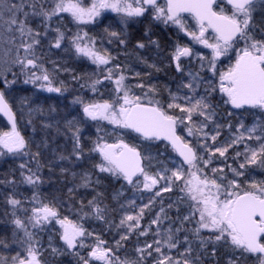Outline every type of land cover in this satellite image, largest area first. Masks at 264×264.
I'll return each mask as SVG.
<instances>
[{
  "label": "snow or ice",
  "instance_id": "1",
  "mask_svg": "<svg viewBox=\"0 0 264 264\" xmlns=\"http://www.w3.org/2000/svg\"><path fill=\"white\" fill-rule=\"evenodd\" d=\"M257 2L258 0H227V4L231 6V12L228 13L224 7H220L219 11L215 10L214 6H217V0H166V4H158L157 0H134L135 6L129 0H92L90 6H84L81 0H18V2L0 0V27L7 25V31L17 32L22 38L19 48L23 49L24 54L21 56L18 48L14 63L21 65L22 70L29 67L42 69L41 75H37L33 71L24 80V83L28 84L31 82L34 85L38 84L40 89L49 93H62L66 91L64 82L60 81L59 86L54 85L52 74L47 72V70H43V66L37 64L36 58H29L35 57L34 45L39 43L36 37L40 35L39 32H36L29 26L28 22L30 18H42V23L47 29V22L60 13H68L73 21L79 24H86L99 16L103 9H111L113 12L123 13L127 17H139L151 8L155 20H163L165 24L171 22L182 31H185L193 40L212 50L210 60L207 57L199 56L201 61H207L211 65L210 71L215 68L217 58L226 55L235 44L243 41L244 47L235 49V64L229 68L227 73H221L220 75V92L227 97L225 103H230L234 108L249 106L264 110V40H257L255 38L256 29L259 27L254 21ZM260 2L264 3V0H260ZM5 12L8 13L7 20L4 18ZM185 12L191 14L195 19L199 34L186 29L185 23L181 18V13ZM209 28L215 33L214 42L211 43L205 36ZM56 31L57 37L52 46L59 48L61 47L64 35L59 29H56ZM260 31L264 34V28H260ZM111 35L117 36V33L112 32ZM27 38L31 39L30 43L27 42ZM152 42L155 43V41ZM72 43L75 46L76 53L91 60L97 65L98 69L101 65H108L114 59V57H111L107 53L101 55L95 48V41L88 37L87 33H84L83 36L77 33ZM121 43H124V41L121 40ZM137 46L140 48L144 47L143 43H138ZM192 55L194 53L189 47L181 46L177 43L175 51L172 53V59L178 72L183 71L180 63L181 57ZM150 67H154V65H150ZM106 72L107 74L104 76V79L112 81L115 85V92H123V96H116L114 101H104L103 103H84L80 99L75 100L74 102L83 105L82 110L85 117L93 121L107 120L110 124L119 128L130 129L147 140H159L163 138L169 141L183 158V163L188 165V171L185 173L183 166H180L172 171L171 176L160 175V179L165 180L167 183V187L162 190H171L174 182L180 180L183 176L187 175L191 177L184 180V187L181 191L186 192L188 198L193 202L191 205L193 215L195 213L199 214L198 227L194 229V234L199 237L202 229L208 230L213 234L208 239L216 242H230L234 250L257 254L259 264H264V243L260 242V238L264 236V180L253 179L245 187L238 183L236 179L229 180L227 185H223L222 183H218L217 179H210L207 175L201 178L198 173L203 170L198 167V163L202 162L207 166L212 162L214 156V153L211 151L212 146L197 141L199 148L208 153V158L204 159L203 155H198L197 145L190 144L176 133L177 123H183L184 118L169 115L161 106L159 100H150L148 105L142 104L141 97L130 95L131 86L125 84L126 78L124 75H119L113 80L114 69L109 67L106 69ZM137 76H139V73H137ZM73 79H78V77L74 76ZM15 83V80L9 81L6 78L4 79L5 88ZM101 83L99 79L93 81L90 85L92 91H97V85ZM136 87L143 89L145 85L141 83L136 85ZM184 87L191 89L192 85L186 84ZM155 91L154 86H149L145 95L148 92L155 93ZM121 100L123 101L122 103H120ZM180 100H183L185 103L182 105L178 102ZM20 103L21 105H25L27 104V100L22 99ZM117 104H119L118 108L116 107ZM168 108H177L182 113L187 114L186 118L195 125V130L193 127L186 125L188 134L192 136H198L199 133L203 132V128L206 127L204 121H201L199 124L192 121L194 114L204 117L205 121L211 120L212 114L207 111L210 108V104L207 102L206 97L197 99L194 97H181L170 93ZM32 111L29 108V124L32 122L30 118ZM0 114L7 118L11 126L9 131H0V156L4 155L5 151L13 155L20 153L28 155L29 153L25 151L28 148V144L25 137L21 135V132L17 128V117L9 102V98L2 90H0ZM75 124H78V122L74 120L67 121V126L70 129ZM240 128H244V126L241 125ZM80 131V127L76 126L73 132V155L77 159L81 157L84 151L78 135ZM100 131L102 129L98 126L97 132L99 133ZM257 131L260 134L253 136ZM237 132L238 135L234 136L226 146L215 147V152H218L221 157L225 156L228 149L233 145L242 143L247 134L249 139L259 141V146L258 148H252L245 145L243 153L237 151L235 156H243L244 161L239 164V169L229 166V170L233 172L235 177H241L245 175V172L241 170L247 169L249 165H256L264 169V124H254L251 128H247L244 131H240L238 128ZM218 135L219 132L211 135V140L215 142ZM203 136L206 140L209 133L203 132ZM101 139L103 137L98 136L95 148L90 150L99 152L103 158L102 162L95 165V167L100 172H107L113 176H122L124 180L133 186L140 184L138 179L134 180L133 178L142 175L144 177V189L151 191L153 186L158 183V180L156 177L149 175L141 166L140 161L142 157L136 148L130 147L123 142L119 144H101L99 142ZM116 149H119V151H116ZM32 155L35 157L38 153ZM61 159H67V157H61ZM19 167L23 170L26 164L22 163ZM28 171V175H25L21 171L22 182L35 186L40 182V177L32 169H28ZM167 171L165 169V172ZM212 171L215 173L217 169H213ZM83 179L85 180L84 186H87V174ZM221 179H226V177H222ZM0 183H3V181H0ZM7 183L13 184L15 181L10 180ZM222 193L224 194V198H221ZM156 195L159 196L160 192H157ZM33 201H37L35 194ZM7 203L15 210L21 201L10 195L7 198ZM94 203V200L89 201V205H94ZM145 208H148V205H144L138 215H127L120 221L117 227H126L127 233L121 236L120 241L116 242L117 249L122 247L121 241L127 240L129 238L128 234L139 227ZM93 211L96 213L97 219H103V209L95 206ZM160 211L163 212L164 209L161 208ZM31 213L28 219L29 222L33 223V227L51 219H56V222L63 229L60 238L68 249H73L78 244L80 247H85L82 238L92 235L82 225L73 223L67 217L59 219L56 207L50 206L47 203L41 202L39 207L34 206L31 209ZM12 214L15 216V211ZM183 219L187 221L190 217L185 216ZM133 221L135 223H131ZM159 222L160 214L158 213L152 223L157 224ZM13 223L17 228L24 229L25 236L29 241L32 240V233L27 231L24 223L19 218L15 219ZM146 231L147 229L141 231L140 235H145ZM176 231L179 232L180 229L178 228ZM173 239V236L169 233L167 238L163 240V243L169 249L176 248L179 241L173 242ZM185 240H187V237H185ZM161 243V240L155 241L157 245L154 249L155 252H161ZM0 244L8 247L3 240H0ZM203 245L204 238H201V246L203 247ZM91 247L89 259L81 257L83 264H90L91 260L99 261L101 264H139V262H129L128 260L120 261L118 257L113 256L114 250L105 247V242L98 237L96 245ZM145 249H152V245H146ZM145 249L138 248L137 251L142 253ZM25 251L27 253L25 257H21L19 253L12 256L11 264H41V261L38 259L40 252L32 243H29ZM52 251L55 253L58 250L53 248ZM186 251H190V249ZM148 255H151L150 251ZM183 255L181 253V256ZM141 260H143V256H141ZM0 264H9V261L0 256ZM155 264H181V261H173L172 257L164 255ZM183 264H191V262L188 259H184ZM229 264H236V261L230 260Z\"/></svg>",
  "mask_w": 264,
  "mask_h": 264
},
{
  "label": "trees",
  "instance_id": "2",
  "mask_svg": "<svg viewBox=\"0 0 264 264\" xmlns=\"http://www.w3.org/2000/svg\"><path fill=\"white\" fill-rule=\"evenodd\" d=\"M214 7L217 11H219L220 7H224L226 12H231V8L222 0L218 1L217 6ZM254 21L259 25L256 30L261 33L260 28H264V14H262V12L257 13L254 16ZM157 30L158 29H154L152 31V33L155 32V36L151 42L155 41V43H149L147 40L141 39H139L138 42L144 45L141 51L144 58L154 65V67H150L151 64H149V66L147 65L151 71L144 69L141 62L138 60H142V56L139 47L137 44H133L132 40L134 39L136 41L139 38V32L137 30L134 32L130 31V27L127 29L123 39H121L124 43L116 49L117 56L115 60H112V64L119 67L120 70L123 68L126 71L124 76L127 78V85H130L132 77H134L136 79L135 82L137 84L143 83L145 88L149 86L155 87V93L148 92L150 98H148V100L142 98L141 103L149 104L150 100H159L164 110H166L169 115H173L168 110L165 99L169 98L171 90L175 85L179 84L181 79V72H177L173 66L172 53L175 51L177 43L181 46L184 44V39L172 31H165L166 35H159ZM150 49H155L156 52L155 50L154 52L149 51L147 54L145 51ZM204 56L207 57L208 60L212 57L209 54H205ZM233 60L231 61L228 57L217 58L215 61V68L211 70V76L208 75L206 67L201 73L203 76L211 77L210 79L213 82L211 85L205 87L207 90L206 97L209 100L208 103L210 104V108L213 110L214 119L219 124L218 129L223 131L221 136L224 135L225 129L228 128L232 130L238 121L242 119L248 121L249 119L246 113L250 110H233L229 105L223 103L222 100H224L225 97L217 90L216 84L219 78L218 76L221 75V73L228 72L229 68L234 65ZM132 67L137 71L136 73H133ZM192 69L194 68L192 67ZM195 69H197V67ZM69 70L70 76L67 78L66 75H64L62 79L58 81L64 82L66 91L58 93L56 96L50 94L43 95L40 94L38 90L33 91V94H28L26 92L19 94L20 100H27V104L22 105L26 112L18 110L19 108L16 107L15 102L9 99L17 117V127L28 144V148L25 151L29 154L24 155L21 153L19 157L13 160L3 155L0 159V181H3V183H0V240H3L4 243L8 245V247H4L3 244H0V256L6 258L9 264H11V257L17 253H19L21 257L26 256L19 248H21V246L26 247V240H28V238L26 236L23 238L22 234L24 229L17 228L13 223L20 214L18 212V207H20V205L13 210L12 206L7 203V198L11 195L15 199L20 200V183L23 179L20 173L21 171L27 173L28 169L22 170L19 165L25 160L26 165H28L29 159L34 165L38 166V169H36L42 187L39 192V198L42 203L55 206L58 211H67L71 216L76 210H81L85 207L94 208L98 206L104 210L102 213L103 219H97L93 226L96 239L87 241V245L90 249L92 248L91 246L96 245L98 237L105 242V247L114 250L113 256L118 257L120 261L128 260L129 262H139V264H155L157 261L155 259V254L151 252L149 256L146 252L141 253L137 251L138 248L145 249V246L150 241L149 239H153L151 238V233H147L143 236L140 235L144 227L128 234L129 238L125 241H121L122 247L117 249L116 242L120 241L121 236L124 234H119L117 228H115L117 219L115 199L118 194L122 192H124V195L133 194V185L129 184L119 175L113 176L110 173L100 172L95 165L102 162L101 156L98 152L90 150L95 148V142L99 136L103 137L99 142H125L131 147H135L140 152L141 156L144 154L145 148H147L149 153L154 154L156 158L159 156L162 158L166 156H176L167 144L154 140L144 141L125 129L122 130L120 135H116V132H113L110 134L105 133L103 136V130L98 133L97 127L92 126V123L87 121L78 106H75L81 103H76L74 101L80 99L83 102L97 101L103 103L109 99L116 98L113 91H110V82L107 83V81H103L101 84L97 85L98 90L94 92L90 85L95 79L87 72L84 64L72 63L69 65ZM137 73H139V76H137ZM74 76L78 77V79H73ZM128 77H130L129 80ZM58 82L57 84L59 85ZM135 95L142 97L138 94ZM29 108L33 110L30 117L32 121L31 124L28 122V114L24 116L23 119L20 114H18L27 113ZM69 120H74L78 122V124L73 125L70 129L67 126V121ZM2 121L3 120L0 118V131H9L10 127L8 124ZM76 126H79L81 129L78 135L80 137V144L84 150L79 159L73 155V132ZM99 127L105 129L103 125H99ZM177 133L185 141H188L179 126H177ZM34 153H38V155L34 157L32 155ZM61 157H67V159H61ZM252 173L253 171H250V175ZM86 174L88 177L87 188L86 186L81 188L82 186L79 180L81 177L84 178ZM74 177L77 178L76 181ZM251 177L254 179L263 178L262 180H264V169L262 173L259 172L258 175L253 174ZM10 180L15 181V183H7ZM97 181L99 182L97 183ZM250 181V177H243L240 184L246 187L247 183ZM28 193L27 198L32 200L31 198L34 193L33 189ZM180 193L184 196L181 190L170 193L169 196H171L172 200L178 198V202H186L187 198H179ZM93 200L95 202L94 205H89V201ZM171 207L174 214L172 213L170 215V220H172L175 215V219L172 220L175 222L179 220L185 212H180V208L176 204L171 205ZM156 209V206H150L147 209V214L150 213L153 215ZM13 211H15V216L12 214ZM181 229H184V238L187 237V240L192 241L193 238H191V233H193V231L190 230L186 232V229L183 227H181ZM50 232L47 229L45 232L39 230L34 233L36 241L41 248L43 246L45 251L40 258L41 264H77L80 257L88 259L86 258V253L76 254L77 256L69 254L68 248L65 246H63V252L53 253L52 246L47 244V241H53L55 246L58 247V232L56 229H53V231L50 230ZM13 233H15V235H13ZM150 242H153V240ZM11 249L13 250L9 252ZM195 249H197V247H195ZM218 249H223V247L219 246ZM212 255V257H215V254ZM141 256H143V260H141ZM53 257L55 260H53ZM206 257L211 256L206 255ZM90 262L92 264H100L93 261Z\"/></svg>",
  "mask_w": 264,
  "mask_h": 264
},
{
  "label": "rangeland",
  "instance_id": "3",
  "mask_svg": "<svg viewBox=\"0 0 264 264\" xmlns=\"http://www.w3.org/2000/svg\"><path fill=\"white\" fill-rule=\"evenodd\" d=\"M13 2H18V0H13ZM84 6H90L92 3V0H81ZM129 2L133 3V6H135L134 0H129ZM262 12L264 14V3H261L260 0H258L256 4V9L254 12V16ZM5 20L8 19V13L5 12L4 15ZM182 20L185 23L186 29L188 31H195L197 34H199L198 26L196 23L188 18V17H181ZM29 26L32 27L36 32H39L40 35L36 38L39 40V43L37 45H34V52L35 57H29V58H36V62L39 65L43 66V70H47L50 74H52L54 85H57V82L62 79L64 75L68 78L70 76V70L69 65L72 63H82L85 65L87 72L91 75L92 78L95 80L99 79L101 82L107 81L110 82L111 90L114 93V96H123V92L116 93L115 92V85L112 81H108L104 79V76L107 74L106 69L111 67L114 69V75L113 80L119 76V75H125V70L122 68L120 70L119 67H116L112 64V60L108 65L100 66V68H97V65L94 64L91 60L88 58L78 55L75 51V46L72 43L73 38L76 36L77 33H79L81 36H83L84 33L88 34V37L92 38L95 41V48L100 52L101 55H104L107 53L111 57H114L113 60H115L117 56L116 49L119 46H122L123 43H121V39L125 36L127 29L130 27V31L137 30L139 32V38L135 41L132 40L133 44H137L139 42V39L145 40L144 37L147 36L148 32L153 29V27H156L155 29H158V27H163L165 31H173L175 30L178 35H180L183 40L182 46L189 47L194 55L187 57L185 60L186 62H189L191 65L188 69L183 68V71L181 72V79L177 87L174 89L173 94H177L181 97H194V98H200V97H206L207 90L205 89L206 86L211 85L213 82L210 79L211 77L203 76L202 70H205V67L207 68L208 75L212 74V71H210L211 65L207 61H201L199 59V56H204L205 54H209L212 56V50L209 48H206L201 43L193 40L191 36L187 35L185 31H182L178 26L172 24L169 22L168 24H165L163 20H155L153 18V11L151 8L148 9L142 16L139 17H127L123 13H117L113 12L111 9H103L101 10V13L99 16L95 17L91 22L86 24H79L75 21H73L72 17L68 13H60L57 16L52 17L50 21L47 22V29L44 27V24L42 23V18L40 17H32L29 20ZM151 27V28H149ZM149 28V29H148ZM56 29H59L60 32L63 33L64 39L61 41V47L56 48L52 45L55 43V39L57 37V31ZM115 32L117 33V36H112L111 33ZM206 38L209 39V42H214L213 38L214 35L210 33L208 30L205 33ZM15 37V39H13ZM255 38L257 40H263V34H261L259 31L256 30ZM186 40L187 43L184 41ZM189 40L192 42L189 43ZM22 42V38L19 36V33L17 32H9L7 31V25H4L3 27H0V89L5 92L6 96L15 102L16 107L19 108L18 110L22 112H26L25 109H23V106L20 103V96L19 94L26 92L28 94H33V91L38 90L40 94L46 95L51 94L47 91H44L40 89L37 85H34L33 83L25 84L24 80L28 78V76L31 75L33 71L36 72L37 75L42 74L41 68H27L22 70V66L14 63V60L17 57V49L19 48V45ZM27 42H31L30 38H27ZM91 46V45H90ZM244 42L240 41L237 44L233 46L232 49H229L226 55H222L219 58L228 57L230 60H233L234 56V64L236 61V50L237 48H243ZM140 54L142 56V60L138 59L139 62H141L144 69L151 71L147 65L153 64L151 62H148L147 59L144 58L143 54L141 53L142 48L139 47ZM155 50V49H154ZM19 54L23 56L24 52L22 48H19ZM198 54V55H195ZM205 57V56H204ZM182 65V61H180ZM203 65V67H202ZM192 67L194 69H192ZM197 67V69H195ZM133 68V67H132ZM192 69V70H191ZM133 73H136L135 69L133 68ZM226 73V72H225ZM211 76V75H210ZM217 81V90L220 92V75L218 76ZM7 79L9 81L15 80V84L9 85L7 88L4 86V79ZM126 78V76H125ZM130 77H128L129 80ZM209 79V80H208ZM127 78L125 79V84ZM135 78L132 77V82L129 86H131V93L130 95L134 96L135 94H138L141 97V99L148 100L150 98V94L147 92L148 88H139L136 87L138 85L135 82ZM60 84V82H58ZM186 84H191V89L184 87ZM73 92V91H72ZM77 92V91H76ZM52 95V94H51ZM136 96V95H135ZM145 98H144V97ZM225 96V95H224ZM207 98V97H206ZM115 98L109 99V102L114 101ZM227 97L225 96L223 103H225V100ZM97 102V101H93ZM93 102H84V103H93ZM123 101L121 100L120 103ZM170 102V101H169ZM182 105L185 103L183 100L178 101ZM207 102L209 100L207 99ZM102 103V102H98ZM227 105L230 106V103ZM78 106V108L81 110L83 116L85 117L83 113V105H75ZM116 107H119V104L116 105ZM170 112L177 116L184 118L183 123H177V126H179L187 138V142L197 145V141L200 143H207L208 145L212 146L211 151L214 153L212 162L205 166L202 162L198 163V167L201 168L203 171L198 173V175L202 178L204 175H207L210 179L215 178L217 179L218 183H222L223 185H227L229 180L236 179L238 183L243 179V177H250L251 180L254 178L251 177L253 174H259V172H263L262 168L257 167L256 165H249L247 169L241 170L245 172L244 176L241 177H235L233 172L229 170V166L232 168L239 169V164L244 161V157H236L235 154L237 151L243 153L245 149V145H248L252 148H258L259 141L255 139H249L247 134L245 135V139L242 143L233 145L231 148L228 149V151L225 153V156L221 157L218 152H215V147H223L226 146L228 143L231 142V140L234 138V136L238 135L237 129L239 128L240 131H244L247 128H251L254 124H264V110L254 108L246 113V116L249 118L248 121L245 119H242L237 122V124L233 127L232 130L225 129L224 135L221 136L223 133L222 130L218 129V123L214 119V114L212 108H209L207 111L211 113V120L205 121L204 117L194 114L192 117V121H194L196 124H199L201 121H204V124L206 127L203 128V132L209 133L208 138L205 140V137L203 136V132L199 133L198 136H192L188 134L186 125L188 127H193L195 130V125L190 122L186 116V113H182L180 109L173 108L169 109ZM20 114L21 118L24 116H27V113H18ZM22 118V119H23ZM88 122L92 123V126L98 127L99 125H103L105 129L103 130V136L105 133H113L116 132V135H120L123 128H119L113 124H110L107 120H97L93 121L87 117H85ZM243 125L244 128H240V126ZM217 132H219V135L217 136L216 141L211 140V135H215ZM260 132L257 131L253 134L259 135ZM107 137V135H106ZM106 142V141H104ZM104 142H100L101 144H104ZM108 144V143H107ZM145 152L142 155L143 160V168L144 170L151 176H154L157 178L158 183L153 186L152 190H146L143 187L144 184V177L141 175L138 180L140 181V184L138 186H133L132 191L133 194L131 195H124V192L118 194L116 197V210H117V219L115 228H117V232L119 234H126L127 228L126 227H117L120 224V221L125 218L127 215H133L136 216L140 213V209L144 207V205H148V208L152 205L156 206V211L153 215L150 213L147 214V209H144V213L142 216V219L140 220L139 227L135 230H139V228L144 227L143 231L147 229V233H151L150 241L153 240V242H148V244L152 245V249H145L144 252L148 254V252H152L156 255L155 259L158 260L162 258L164 255L172 257L173 261L179 260L181 261V264H183L184 259H188L191 264H217V260L215 257H212V254H206L211 253L212 248H215V246H218L219 243L223 241L216 242L212 239H208L213 234L210 233L208 230L202 229L200 231L199 237H197L194 234V229L198 227L197 221L199 219V214L195 213L193 215V210L191 208L192 201L188 198L186 192L184 193V196L179 194V198L185 199L187 198L186 202H178V198L173 199L171 196H169L170 193H174L175 191H180L184 187V180L190 179L189 176H183L180 180L175 181L174 184L171 187V190L169 191H163L162 189L167 187V183L165 180L160 179V175H166L171 176V173L173 170L177 169L180 166H183L185 173L188 171V166L184 165L177 157L173 156H166L165 158H162L159 156L156 158L154 154L149 153L147 148H145ZM147 151V152H146ZM99 153V152H98ZM197 154L203 155L204 159L208 158V153L204 152L202 148H199L197 145ZM21 155H13L8 154L6 155L10 160H13ZM101 156V155H100ZM176 156V155H175ZM27 159V158H26ZM101 157V161H102ZM159 159V160H158ZM26 161V160H25ZM23 161V163L26 164V162ZM38 166L34 165V163L28 159V165L24 169H32L33 172L37 174ZM165 169L168 171L165 172ZM213 169H217V172H213ZM222 170V171H220ZM250 171H253V173L250 175ZM29 171L27 173H24L25 175H28ZM107 173V172H103ZM38 176V174H37ZM222 177H226V179H221ZM76 177H74V180L76 181ZM255 179V180H262ZM23 180V179H22ZM137 180V179H136ZM88 181V180H87ZM79 182H81V188H84L85 180L83 177L80 178ZM40 182L37 183L35 186H31L28 184H25L21 181V195H20V207H18V212L20 213L18 215V218L24 223L26 229L28 232L32 233V240H26V247L21 246L19 248L20 251H22L25 255H27L25 249L28 247L29 243H32L35 248H37L40 252V255L38 259L40 260L41 255L45 252L43 249V246L38 244L34 237V233L38 232L39 230H42L45 232L47 229L50 232L53 231V229H56L58 232V242L59 246L56 247L55 243L51 240L47 241V244L52 246L53 248H56L58 252H63V246H66L63 240H61V234L63 232V229L61 228L60 224L56 222V219H51L47 222H44L38 226L33 227V223L29 222L28 217L32 214L31 209L34 206L39 207L40 206V198H39V192L41 191V184ZM87 188V186H86ZM33 189L35 196L37 197V201L29 200L27 198L28 192H30ZM160 192V195L157 196L156 193ZM221 198H224V194L222 193ZM172 200V201H171ZM177 205L180 208V212H185L182 217L179 218L177 221H172L175 219L170 220V215L173 213L171 205ZM161 208L164 209L163 212H161ZM58 211V210H57ZM58 218L63 219L67 217L69 220H71L73 223L82 225L83 228L87 231L92 233L91 236H85L83 239V243L85 247H80L79 244L73 248L68 249L69 254H73V256H77L76 254H84L86 253V258H88L89 252L92 250L87 245L88 240H95L96 234L95 230L93 228L95 222L97 221L96 213L93 211L92 207H85L81 210H76L72 216L69 215V213L66 211H58ZM160 214V222L157 224H153L152 221L156 219L157 214ZM174 214V213H173ZM185 216H189L190 219L185 221L183 218ZM135 223V221L131 222ZM181 227L186 229V232H189L190 230L193 231L191 233L192 241L185 240L184 238V229H181ZM180 229L179 232H177V229ZM50 229V230H49ZM171 234L173 236V242L179 241L176 248L169 249L166 244L163 243V240L167 238L168 234ZM51 234V232H50ZM145 234V235H146ZM23 238H25V231L23 230L22 234ZM56 236V237H57ZM143 236V235H142ZM201 238H204V245L201 246ZM161 240L162 243L160 245L161 252L157 253L154 251L155 247L157 245L155 244V241ZM231 248L234 247L230 244V242H226ZM197 247V249H195ZM16 248V247H15ZM40 248V249H39ZM190 249V251H186ZM13 249L9 250L11 252ZM53 252V251H52ZM54 253V252H53ZM181 253L184 255L181 256ZM206 255H209L211 257H206ZM43 256V255H42ZM52 256V255H51ZM89 259V258H88ZM53 260L55 258L53 257ZM227 260V259H226ZM93 262L100 263L96 260H91ZM226 264H229V261H225ZM77 264H83V261L80 260L77 261ZM90 264H92L90 262Z\"/></svg>",
  "mask_w": 264,
  "mask_h": 264
},
{
  "label": "flooded vegetation",
  "instance_id": "4",
  "mask_svg": "<svg viewBox=\"0 0 264 264\" xmlns=\"http://www.w3.org/2000/svg\"><path fill=\"white\" fill-rule=\"evenodd\" d=\"M158 4H164V2L163 1H160V2H158ZM188 17V18H190V19H192V17H190L189 15H181V17ZM193 20V19H192ZM194 21V20H193ZM197 25V24H196ZM149 28H151V27H149ZM148 28V29H149ZM156 27H153V29L152 30H150L149 32H148V34H147V36L146 37H144V39L145 40H147L149 43L151 42V40L153 39V37L155 36V32L154 33H152V31L155 29ZM208 31L210 32V33H212V35H214V33L212 32V31H210L209 29H208ZM157 32L159 33V35L161 34V35H166V33H165V30L163 29V27H158V30H157ZM172 32H174V33H176V31L175 30H173ZM185 43H187L186 42V40L184 41ZM192 41L191 40H189V43H191ZM152 43V42H151ZM154 52V49H150V50H146L145 52L147 53V52ZM155 52H156V50H155ZM174 52V51H173ZM148 54V53H147ZM187 57H181V60L180 61H182V68H186V69H188L191 65L189 64V62H186L187 60H185ZM172 61H173V59H172ZM173 66H174V68L176 69V66H175V62L173 61ZM192 70V69H191ZM178 72V71H177ZM178 85H175V87H177ZM175 87L171 90V93H174V89H175ZM221 94H223V93H221ZM224 95V94H223ZM225 97V96H224ZM169 101H170V96H169V98H167V99H165V103L167 104V108H168V103H169ZM243 109H246L247 110V108H243ZM254 109V108H253ZM170 111V110H169ZM0 118H1V120H3L2 119V117L0 116ZM4 121V120H3ZM2 121V122H3ZM5 122V121H4ZM6 123V122H5ZM7 124V123H6ZM18 128V127H17ZM19 130V129H18ZM4 155H8V153L5 151V154ZM3 157V155L2 156H0V159ZM1 166V165H0ZM260 242L261 243H264V236H262L261 238H260ZM219 246H222L223 247V249H218L219 248ZM206 254H215V258H216V260H217V264H226L225 263V261H230V260H232V261H236V264H259V260L257 259V254H250V253H243V252H241V251H239V250H234V248L232 249L231 248V246H229L225 241H223V242H221V243H219L218 244V246H215V248H212V251H211V253H206ZM227 259V260H226Z\"/></svg>",
  "mask_w": 264,
  "mask_h": 264
},
{
  "label": "water",
  "instance_id": "5",
  "mask_svg": "<svg viewBox=\"0 0 264 264\" xmlns=\"http://www.w3.org/2000/svg\"><path fill=\"white\" fill-rule=\"evenodd\" d=\"M160 1H163L165 4H166V0H157V3L158 2H160ZM217 1H219V0H217ZM222 1H224L226 4H227V0H222ZM228 5V4H227ZM228 6H230V5H228ZM231 7V6H230ZM181 15H189V16H191L192 17V15L191 14H189V13H187V12H185V13H181ZM193 18V17H192ZM194 19V18H193ZM195 20V19H194ZM196 22V21H195ZM209 30L210 31H212V29H210L209 28ZM213 32V31H212ZM214 33V32H213ZM215 34V33H214ZM101 66H103V65H101ZM53 93H55V92H53ZM145 105V104H144ZM232 106V105H231ZM233 107V106H232ZM245 108H251V107H249V106H244ZM234 108V107H233ZM234 109H239V108H234ZM0 116L7 122V124L10 126V124L8 123V121H7V118L6 117H4L2 114H0ZM11 127V126H10ZM128 131H130L131 133H133L134 135H136V136H138L139 138H141V139H143V140H146V141H150V140H147V139H145V138H143V137H141L140 136V134H138V133H135V132H133L132 130H130V129H127ZM176 133H177V129H176ZM178 135V134H177ZM152 140H155V141H158V142H164V143H166L168 146H169V148L175 153V155L181 160V162H183V158L179 155V153L173 148V146H172V144L169 142V141H167V140H164L163 138H161V139H159V140H156V139H152ZM119 143H121V142H118V143H115V144H119ZM116 151H119V149H116ZM138 151V150H137ZM139 152V151H138ZM140 163H141V166H142V159H141V161H140ZM184 164V163H183ZM185 165H187V164H185ZM138 176H140V175H138ZM137 176V177H138ZM134 178H136V177H134ZM133 178V179H134Z\"/></svg>",
  "mask_w": 264,
  "mask_h": 264
}]
</instances>
